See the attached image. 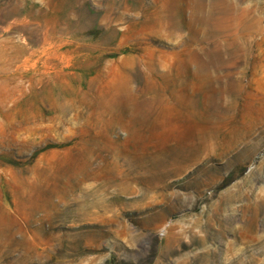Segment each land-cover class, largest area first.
I'll list each match as a JSON object with an SVG mask.
<instances>
[{
  "label": "rangeland",
  "instance_id": "374dc122",
  "mask_svg": "<svg viewBox=\"0 0 264 264\" xmlns=\"http://www.w3.org/2000/svg\"><path fill=\"white\" fill-rule=\"evenodd\" d=\"M0 264H264V0H0Z\"/></svg>",
  "mask_w": 264,
  "mask_h": 264
},
{
  "label": "bare ground",
  "instance_id": "6f19581e",
  "mask_svg": "<svg viewBox=\"0 0 264 264\" xmlns=\"http://www.w3.org/2000/svg\"><path fill=\"white\" fill-rule=\"evenodd\" d=\"M223 1H224V0H223ZM213 3H214V2H213ZM222 6H223V4H222ZM224 7H225V6H224ZM212 8H213V7H211V9H212ZM234 8H235V6H234ZM213 12H215V11L213 10ZM213 12H211L212 15H214ZM207 13H208V12H207ZM208 16H209V15H208ZM210 16H211V14H210ZM210 19H211V18H210ZM205 20L207 21V19H205ZM212 26H215V25H211V27H212ZM213 31H214V30H213ZM214 32H215V31H214Z\"/></svg>",
  "mask_w": 264,
  "mask_h": 264
}]
</instances>
